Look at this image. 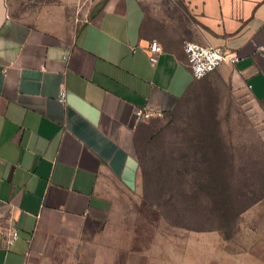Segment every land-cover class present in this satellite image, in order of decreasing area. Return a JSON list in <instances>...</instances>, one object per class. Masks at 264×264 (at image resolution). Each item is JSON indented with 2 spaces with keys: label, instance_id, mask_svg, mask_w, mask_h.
<instances>
[{
  "label": "crops",
  "instance_id": "0c3cea01",
  "mask_svg": "<svg viewBox=\"0 0 264 264\" xmlns=\"http://www.w3.org/2000/svg\"><path fill=\"white\" fill-rule=\"evenodd\" d=\"M54 4L6 0L0 28V264H214L199 239L220 230L168 213L196 218L229 195L214 181L229 180L231 158L224 143L209 151L203 119L189 139L169 120L210 116L202 102L231 80L264 102V0H92L59 22ZM186 41L239 61L196 79ZM147 107L167 121L136 122ZM184 236L195 253L177 250Z\"/></svg>",
  "mask_w": 264,
  "mask_h": 264
},
{
  "label": "rangeland",
  "instance_id": "374dc122",
  "mask_svg": "<svg viewBox=\"0 0 264 264\" xmlns=\"http://www.w3.org/2000/svg\"><path fill=\"white\" fill-rule=\"evenodd\" d=\"M54 1L53 19L58 22L60 18L74 21L85 18L92 2ZM202 103L210 116L187 115L184 110L169 121L180 123L184 139L195 136L196 126L202 119L204 124L211 125L212 130L207 132V137L208 144L214 147L209 151L214 155L223 152L221 146L224 143L225 155L231 158L227 181L231 191L230 213L215 212L211 206L209 211L198 212L196 218L190 211L168 215L174 224H197L200 229H213L214 226L220 230L219 233L208 234V238L199 239V257L214 252L220 257L214 264H264V102L253 100L240 83L231 80L220 85L214 96ZM198 106L195 101L184 105L190 108L189 111ZM162 119L167 121L165 116ZM201 133L205 134L204 131ZM203 198L210 202L209 196ZM193 246L194 240L184 236L183 244L177 246V250L195 253Z\"/></svg>",
  "mask_w": 264,
  "mask_h": 264
},
{
  "label": "built area",
  "instance_id": "2783aa9c",
  "mask_svg": "<svg viewBox=\"0 0 264 264\" xmlns=\"http://www.w3.org/2000/svg\"><path fill=\"white\" fill-rule=\"evenodd\" d=\"M184 49L187 55V60L191 68L194 78L201 79L207 74L218 69L225 62L236 64L239 57L236 53H230L221 47L207 46L194 41H186ZM264 54V46L258 48ZM163 51L162 46L157 41H152L148 54L152 64H156L159 59V54ZM68 91L65 85H62L59 100L62 103L66 102ZM164 111L157 107L138 108L135 111L136 122L149 121L155 117H163ZM18 237V232L13 231L9 239V243L13 244Z\"/></svg>",
  "mask_w": 264,
  "mask_h": 264
},
{
  "label": "trees",
  "instance_id": "16d2710c",
  "mask_svg": "<svg viewBox=\"0 0 264 264\" xmlns=\"http://www.w3.org/2000/svg\"><path fill=\"white\" fill-rule=\"evenodd\" d=\"M211 182H213V181H211ZM215 182V186H218V184H221V183H224V186H225V188H224V190H225V192H227V185H228V182H227V180H221V181H214ZM221 182V183H220ZM212 200H214V202L216 201V203H217V205H215V207H214V211L215 212H220V213H222V211L223 212H225L226 211V213L229 215V213H230V206H231V191H230V194L229 195H224V196H222V195H220V196H213L212 197ZM220 203V204H219Z\"/></svg>",
  "mask_w": 264,
  "mask_h": 264
},
{
  "label": "water",
  "instance_id": "95a60500",
  "mask_svg": "<svg viewBox=\"0 0 264 264\" xmlns=\"http://www.w3.org/2000/svg\"><path fill=\"white\" fill-rule=\"evenodd\" d=\"M6 18V0H0V28Z\"/></svg>",
  "mask_w": 264,
  "mask_h": 264
}]
</instances>
